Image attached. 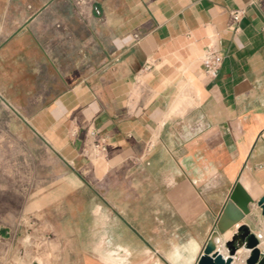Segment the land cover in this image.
Wrapping results in <instances>:
<instances>
[{
    "label": "crops",
    "instance_id": "0c3cea01",
    "mask_svg": "<svg viewBox=\"0 0 264 264\" xmlns=\"http://www.w3.org/2000/svg\"><path fill=\"white\" fill-rule=\"evenodd\" d=\"M0 117V246L29 264H196L214 231L264 237V0H0Z\"/></svg>",
    "mask_w": 264,
    "mask_h": 264
},
{
    "label": "water",
    "instance_id": "95a60500",
    "mask_svg": "<svg viewBox=\"0 0 264 264\" xmlns=\"http://www.w3.org/2000/svg\"><path fill=\"white\" fill-rule=\"evenodd\" d=\"M256 206L260 209L264 229V195L257 199ZM263 240V236L251 233L246 224L240 225L231 238L223 243L219 239L218 231H214L209 236L196 264H232L236 258L239 262L242 259L240 264H264V250L260 248ZM240 249L249 251L245 258H242L243 252Z\"/></svg>",
    "mask_w": 264,
    "mask_h": 264
},
{
    "label": "rangeland",
    "instance_id": "374dc122",
    "mask_svg": "<svg viewBox=\"0 0 264 264\" xmlns=\"http://www.w3.org/2000/svg\"><path fill=\"white\" fill-rule=\"evenodd\" d=\"M9 131L7 129V122L4 117H0V142L7 141L9 144ZM18 149L19 158L22 157V153L25 151L21 146V140L18 137ZM3 146V144H2ZM9 149L0 148V161L8 160L9 158ZM32 165H29V171H31ZM25 197L19 196V208L24 203ZM0 264H29V260L26 258L23 253V249L10 248V246H0Z\"/></svg>",
    "mask_w": 264,
    "mask_h": 264
},
{
    "label": "built area",
    "instance_id": "2783aa9c",
    "mask_svg": "<svg viewBox=\"0 0 264 264\" xmlns=\"http://www.w3.org/2000/svg\"><path fill=\"white\" fill-rule=\"evenodd\" d=\"M91 0H73L76 6H82L90 2ZM241 17L240 11L232 12V20L234 23L238 22ZM205 72L209 76H215L216 72L221 64L222 57L215 50L209 48L203 58ZM87 133L92 137V151L95 155L103 154L106 152L105 139L100 137L98 133L93 129H88Z\"/></svg>",
    "mask_w": 264,
    "mask_h": 264
},
{
    "label": "bare ground",
    "instance_id": "6f19581e",
    "mask_svg": "<svg viewBox=\"0 0 264 264\" xmlns=\"http://www.w3.org/2000/svg\"><path fill=\"white\" fill-rule=\"evenodd\" d=\"M260 246H261V247H264V240L261 242ZM243 252H244V250H243ZM240 254H241V253H240Z\"/></svg>",
    "mask_w": 264,
    "mask_h": 264
}]
</instances>
